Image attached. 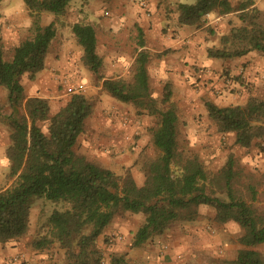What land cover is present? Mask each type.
I'll use <instances>...</instances> for the list:
<instances>
[{"label": "trees", "instance_id": "obj_1", "mask_svg": "<svg viewBox=\"0 0 264 264\" xmlns=\"http://www.w3.org/2000/svg\"><path fill=\"white\" fill-rule=\"evenodd\" d=\"M22 1L32 17L28 35L10 47L8 57L0 38V85L7 88L9 108L4 113L0 103V122L9 129L5 155L9 161L7 177L12 179L0 188V243L23 235L32 201L45 198L62 206L52 210L44 232L34 237L31 245L43 251L57 247L63 252V261L37 264H101L103 257L96 241L116 214L142 216L132 236L131 246L135 247L173 223L195 220L199 206L207 205L214 209L217 222L233 220L243 229L239 242L244 248L226 264H264L260 252L251 248L264 242V210L258 211L252 203L254 183H245L250 199L243 197L233 188L238 173L232 156L210 172L196 154L179 148L178 117L169 102V85L164 84L160 99L154 95L147 68L150 52L143 47L140 34L131 77H105L103 58L96 49L95 26L84 20L70 25L81 49V61L97 81L101 80V90L133 105L137 114L154 116L151 135L157 154L143 161L144 178L137 183L129 170L117 174L75 151L94 97L83 92L72 94L51 114L48 99L26 96L22 78L32 80L44 67L56 34L55 21L42 25L40 13L62 15L70 0ZM230 8L228 0L178 2L177 21L200 26L207 13ZM240 17L242 24L221 38L220 47L207 48L209 57L232 58L250 50L264 56V14L253 8ZM204 105L217 131L234 132L236 145L249 147L254 143L262 148L264 98L252 96L244 104L229 106L205 99ZM109 264L133 263L122 253H113Z\"/></svg>", "mask_w": 264, "mask_h": 264}, {"label": "crops", "instance_id": "obj_2", "mask_svg": "<svg viewBox=\"0 0 264 264\" xmlns=\"http://www.w3.org/2000/svg\"><path fill=\"white\" fill-rule=\"evenodd\" d=\"M139 1L70 0L62 15L42 11L40 23L55 21L56 34L44 67L32 80L22 78L26 96L48 99L52 114L71 96L65 93L66 84L84 83L86 94L95 98L84 129L77 136L75 151L117 174L129 170L134 180L141 183L143 161L157 154L151 135L154 116L137 114L130 104L101 90V80H94V74L81 61V49L70 25L84 20L95 26L96 49L103 58L105 77H131L140 34L143 47L150 52L147 68L154 95L160 99L164 84L169 85V102L178 117L177 138L181 136L187 146L182 151L196 154L206 170L221 167L229 156L240 159L244 171L249 169L256 176L252 203L260 195L262 200H257V204H264V147L254 143L249 147L236 145L235 133L217 131L204 105L205 99L218 106H229L244 104L252 96L264 98L263 55L256 50L232 58L207 55L208 47H220L221 38L232 27L242 24L243 12L255 8L264 14V0H228L229 11L207 13L200 26L178 23L176 5L187 0H143L145 7ZM31 22L22 0H0V37L5 45H14L27 36ZM8 142L9 129L0 123V188L12 180L7 177ZM39 199L30 205L26 232L0 243V263L37 264L54 260V250L43 251L31 245L34 237L44 232L55 208L54 202ZM129 215L113 217L98 242L104 238L112 240L107 243L109 248L122 253L133 264H226L244 248L239 242L241 226L233 220L217 222L215 211L207 205L200 206L195 220L173 223L135 247L131 246L132 236L142 216L133 214L130 219ZM262 243L251 248L261 254Z\"/></svg>", "mask_w": 264, "mask_h": 264}, {"label": "rangeland", "instance_id": "obj_3", "mask_svg": "<svg viewBox=\"0 0 264 264\" xmlns=\"http://www.w3.org/2000/svg\"><path fill=\"white\" fill-rule=\"evenodd\" d=\"M192 0H187V2H191ZM72 2H75V3H78V0H72ZM3 23H7V22H3ZM1 26V25H0ZM0 29H1V27H0ZM1 38V37H0ZM21 39V38H20ZM19 39V40H20ZM1 42H2V40H1ZM2 44H3V48H4V50H5V57H8L9 56V54H10V47L12 46V45H10V46H7V45H5L3 42H2ZM84 65V64H83ZM85 66V65H84ZM86 67V66H85ZM87 68V67H86ZM102 72H103V69H102ZM104 74V73H103ZM94 76V75H93ZM94 80H96V78H95V76H94ZM97 81V80H96ZM85 95H87L86 94V90L83 92ZM98 93V92H97ZM97 95H99V93L97 94ZM87 96H89V95H87ZM92 97H94L95 98V96L94 95H92ZM6 100H7V88L6 87H4V86H1L0 85V103L3 105V112L5 113V112H8L9 111V108H8V106H7V103H6ZM131 105V104H130ZM131 110H135L134 109V107H133V105H131ZM2 125H4L7 129H8V127H7V125H5L4 123H2V122H0ZM43 128H45V126H43ZM177 142H178V146H179V148L180 149H186L185 147H187L186 146V143L184 142V140L181 138V136H178V138H177ZM262 146V145H261ZM264 147V145L262 146V148ZM240 159L239 160H237V159H235L234 160V170L238 173V176H237V178H236V181H235V185L233 186V188L235 189V192H237L238 194H240L241 196H243V197H246L247 198V194H248V191H247V189H246V187H245V183H247V182H254L255 180H256V176H255V174H251V170H249L248 169V172L246 171H244V167L245 166H241L240 165ZM218 169V168H217ZM253 169H255V168H253ZM214 170H216V169H210V170H207V171H214ZM249 171H250V173H249ZM252 173H254V172H252ZM256 183H257V181H256ZM238 190L240 191V192H238ZM256 199V198H255ZM260 199L262 200V198H261V196L259 195L258 196V198H257V200L258 201H260ZM36 200H39L40 201V199L39 198H36L35 199V202H36ZM257 200L255 201V202H253V205H254V207L258 210V211H263L264 210V204H262V203H259V204H257ZM55 205V208H60L61 206H62V203H54ZM200 206H203V205H200ZM200 206H199V208H200ZM199 208H198V210H199ZM208 208L210 209V210H214L211 206H208ZM130 214V215H129ZM126 215H129V217L128 218H130V219H132V217L131 216H134L133 214H131V213H118V214H116L114 217H116V216H122V217H125ZM135 216H140V214H136ZM46 225V224H45ZM100 242H98V239H97V241H96V245H97V247H98V249L100 250V252L102 253V257H103V262H105L106 260L109 262V257L111 256V254H113V253H117L116 251H113L112 249H110L109 248V246L107 245V243H111V241H110V239L109 240H105V238L104 239H102V240H99ZM113 243V242H112ZM263 245H262V247H261V251H262V253H261V256H262V258L264 259V242L262 243ZM105 245V246H104ZM110 245V244H109ZM54 250V251H53ZM49 251H53V252H56V256L54 257V260H52V261H63V252H62V250H60V249H57V247H52ZM105 258V259H104Z\"/></svg>", "mask_w": 264, "mask_h": 264}, {"label": "built area", "instance_id": "obj_4", "mask_svg": "<svg viewBox=\"0 0 264 264\" xmlns=\"http://www.w3.org/2000/svg\"><path fill=\"white\" fill-rule=\"evenodd\" d=\"M139 3L142 7H145L146 5L145 1L143 0H140ZM64 89L66 94L72 95L75 93L84 92L86 89V85L82 82L70 83L66 84ZM118 238H121V236H118ZM0 264H9V262L5 261ZM101 264H104L103 260L101 261Z\"/></svg>", "mask_w": 264, "mask_h": 264}]
</instances>
